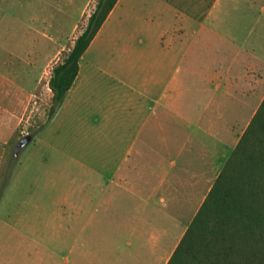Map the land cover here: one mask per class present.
<instances>
[{
    "label": "crops",
    "instance_id": "1",
    "mask_svg": "<svg viewBox=\"0 0 264 264\" xmlns=\"http://www.w3.org/2000/svg\"><path fill=\"white\" fill-rule=\"evenodd\" d=\"M253 12L249 29L242 19ZM263 39L264 1L256 8L253 0H119L39 136L95 176L83 187L99 197L54 201L48 227L12 216L3 252L20 261L8 264H168L199 210L187 223L190 202L173 195L190 173L189 130L202 138L205 110L219 107L214 97L190 94L219 93L222 78L228 86L240 54L264 60ZM108 41L128 67L104 64ZM73 136L86 144L82 162L72 154ZM94 139L99 148L90 147Z\"/></svg>",
    "mask_w": 264,
    "mask_h": 264
},
{
    "label": "rangeland",
    "instance_id": "2",
    "mask_svg": "<svg viewBox=\"0 0 264 264\" xmlns=\"http://www.w3.org/2000/svg\"><path fill=\"white\" fill-rule=\"evenodd\" d=\"M253 1L258 8L264 0ZM98 2L0 0V190L6 181L8 184L0 196V264L20 261L19 253L3 252L4 246L12 244L5 225L11 223L12 216L28 215L32 219L29 224L44 223L48 227L57 210L54 201L67 196L99 197L96 188L86 192L83 187L96 181L95 176L52 150L48 146L52 141L39 140L52 123L53 94L49 88L52 71L64 61L86 29ZM257 17L253 12L246 20L242 19L244 26L256 27ZM115 44L106 42L102 50L106 55L104 64L113 69L128 67L129 63L117 56ZM251 53L240 54L237 61L230 62L234 65L228 86L222 78L224 87L219 93L190 94V100L202 97L208 101L214 97L219 107L205 110L204 122L200 124L205 131L202 138H196L189 130L190 173L186 183V178H182L184 186L173 190L174 197L190 202L187 223L201 206L264 99V60L258 61L255 51ZM28 136L32 140L17 149ZM80 140V136L72 140V154L77 159L86 146ZM89 145L99 148V141L94 139ZM78 160L82 162L83 158ZM180 179L174 175V180Z\"/></svg>",
    "mask_w": 264,
    "mask_h": 264
},
{
    "label": "trees",
    "instance_id": "3",
    "mask_svg": "<svg viewBox=\"0 0 264 264\" xmlns=\"http://www.w3.org/2000/svg\"><path fill=\"white\" fill-rule=\"evenodd\" d=\"M118 1L99 0L86 29L53 69L51 120L78 77L81 58ZM168 264H264V99Z\"/></svg>",
    "mask_w": 264,
    "mask_h": 264
},
{
    "label": "water",
    "instance_id": "4",
    "mask_svg": "<svg viewBox=\"0 0 264 264\" xmlns=\"http://www.w3.org/2000/svg\"><path fill=\"white\" fill-rule=\"evenodd\" d=\"M32 140V137L28 136L24 140H22L19 145L17 146V149L24 148L30 141Z\"/></svg>",
    "mask_w": 264,
    "mask_h": 264
}]
</instances>
